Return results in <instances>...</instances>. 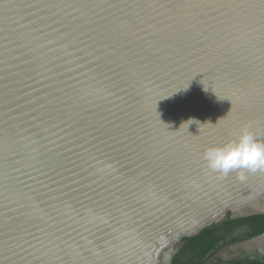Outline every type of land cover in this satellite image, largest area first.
<instances>
[{"label":"water","instance_id":"obj_1","mask_svg":"<svg viewBox=\"0 0 264 264\" xmlns=\"http://www.w3.org/2000/svg\"><path fill=\"white\" fill-rule=\"evenodd\" d=\"M245 126L264 0H0V264H166L264 216V171L203 158Z\"/></svg>","mask_w":264,"mask_h":264},{"label":"clouds","instance_id":"obj_2","mask_svg":"<svg viewBox=\"0 0 264 264\" xmlns=\"http://www.w3.org/2000/svg\"><path fill=\"white\" fill-rule=\"evenodd\" d=\"M203 158L209 169L223 175L241 169L264 171V141L256 137L250 126H245L235 139L207 148Z\"/></svg>","mask_w":264,"mask_h":264},{"label":"trees","instance_id":"obj_3","mask_svg":"<svg viewBox=\"0 0 264 264\" xmlns=\"http://www.w3.org/2000/svg\"><path fill=\"white\" fill-rule=\"evenodd\" d=\"M241 226L248 227L246 239L256 238L264 234V216L257 215L245 219L229 220L225 223L206 229L199 236L187 240L173 257L171 264H202L217 252L220 246H227L242 241L233 239L227 242L231 232ZM246 264H262L247 261Z\"/></svg>","mask_w":264,"mask_h":264},{"label":"flooded vegetation","instance_id":"obj_4","mask_svg":"<svg viewBox=\"0 0 264 264\" xmlns=\"http://www.w3.org/2000/svg\"><path fill=\"white\" fill-rule=\"evenodd\" d=\"M247 232H248L247 226H241L236 228L233 232L229 234L226 241L229 242L232 241L233 239H242V241L224 247L220 246L217 252L213 254L211 257H209L202 264H246L247 261L264 264V256L259 255L260 251L257 248H255V246L236 247L241 243L251 240V239H246L248 234ZM175 255L176 253L171 257L170 261L166 264H171L173 257Z\"/></svg>","mask_w":264,"mask_h":264}]
</instances>
